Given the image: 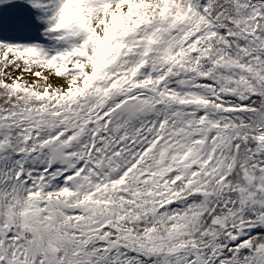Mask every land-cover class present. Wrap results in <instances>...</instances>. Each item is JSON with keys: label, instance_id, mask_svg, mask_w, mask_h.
I'll list each match as a JSON object with an SVG mask.
<instances>
[{"label": "snow or ice", "instance_id": "snow-or-ice-1", "mask_svg": "<svg viewBox=\"0 0 264 264\" xmlns=\"http://www.w3.org/2000/svg\"><path fill=\"white\" fill-rule=\"evenodd\" d=\"M0 264H264V0H0Z\"/></svg>", "mask_w": 264, "mask_h": 264}]
</instances>
